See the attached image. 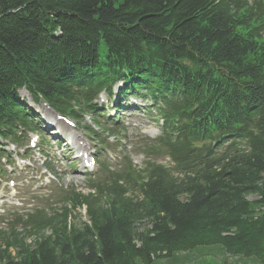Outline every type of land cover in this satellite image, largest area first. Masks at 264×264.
Here are the masks:
<instances>
[{
    "label": "trees",
    "instance_id": "trees-1",
    "mask_svg": "<svg viewBox=\"0 0 264 264\" xmlns=\"http://www.w3.org/2000/svg\"><path fill=\"white\" fill-rule=\"evenodd\" d=\"M120 82L163 121L144 167L1 230L0 264H185L215 245L264 264V0H0V136L35 128L22 89L77 117Z\"/></svg>",
    "mask_w": 264,
    "mask_h": 264
},
{
    "label": "rangeland",
    "instance_id": "rangeland-1",
    "mask_svg": "<svg viewBox=\"0 0 264 264\" xmlns=\"http://www.w3.org/2000/svg\"><path fill=\"white\" fill-rule=\"evenodd\" d=\"M117 97L119 98V95L116 92L115 97L112 98L109 103L108 95L103 94L102 98L98 102V105L101 107V109L103 108L102 105L104 106V110L99 115V120L100 122H104L105 129L110 128L116 134V136H119V138L121 139L120 142L125 143L123 149H125L127 152H129L132 155L134 163L139 168H143L147 155L142 153H136L132 148H134V145L136 143L137 145L143 144L140 143L142 139H148V138L155 139L159 137L162 133V122L157 121L156 118L154 117V115H156L155 111L153 112V114L150 115L145 113L146 111L144 109H148V107L151 106L150 98L139 99L138 97H134L133 95H131L128 98V100H126L123 108L120 109L119 113L117 114L114 111ZM22 98L26 99L27 94L22 93ZM32 103L33 102L30 101L29 107L32 108L34 113L38 116L37 122H40L43 125L42 130H44V133L45 134L48 133L50 135V136L45 135L48 137V142H49V147L47 148V154L50 155L51 157L57 158V160L59 161V163H57V173H56L57 178L52 177L50 174H46L47 172L43 168L41 156L39 154L32 155L30 158H27L28 161L26 162H18L20 159L14 157V161H17L19 164V166L17 165L18 167L20 168H25V166H30V167H26V171L19 174L11 173V171L14 172L16 170L15 168L10 169V172H8L2 179V180L5 179V181H8L10 179L18 181V183H16L17 187L15 192L19 193L18 196H21L23 201L22 207H13L12 205H6L7 211L11 209H15V210H19L21 213H24L27 210H32L36 206L40 205V198L49 197L52 193V190L55 187H58L57 189L61 188V190H65L67 188L78 189L79 191H82L84 194H88L90 192L89 191L90 176L88 175V173L91 171H89V169L87 168L86 170H84L85 166L80 164L82 160H75V157L78 154L77 153L78 150H76L75 155H73V153L70 154L68 152V149L61 151L60 148L59 149L60 153H58L59 151L56 150L58 144L55 141V139H57L56 133L60 138L65 137L66 140H69L70 137V139L74 143L76 142V139H74L71 135L85 136L84 138H80L82 139L83 142L85 141L84 152H88L92 154L94 157L96 154L102 155L103 160H108V162L112 165L116 164L117 157L121 153V149H118L117 151L110 154H108L106 150L103 151L100 142L94 141L93 139L85 135V132L84 130L81 129V127H79L78 129L67 128L65 131H62L57 125L54 127L56 129V131H54L55 133H51V129L48 128L49 124L56 125L57 123H60V125H63L65 127V123L57 122L54 115L50 111H48L43 104L40 106H36ZM117 117L120 118L118 119V121L122 120L121 121L122 124L118 129L114 128L113 125ZM84 124H87L86 126H88L87 121H85ZM93 124L97 127L96 131L99 133V140L104 142H109V141L112 142L110 145L114 149L117 145L116 142H118V139L116 138L107 139L110 136H108V134L106 133H102V129H99L96 123ZM139 138L141 139L139 140ZM114 140H116V142ZM58 142L60 141L58 140ZM59 146L62 147V145ZM107 146L108 145L105 146L106 149ZM44 149L45 148L41 146V150ZM10 150L12 149L10 148ZM16 151L18 152V150ZM37 152H40V147L33 150L32 154H35ZM164 155L165 154L162 155L155 154V155H151V158L157 160L159 163L167 164L169 163V158L165 157ZM85 171L87 173H85ZM23 181L25 182L23 183ZM5 184L7 189L3 188L4 186L2 187L0 184V188H1L0 197L2 195L7 194L8 191L7 182H5ZM30 189L34 191L33 194L28 193ZM34 198L35 200H33ZM8 200L9 198H3V201L2 202L0 201V203H6V201ZM46 206H48V203ZM50 210H51V206L49 207V211ZM2 212L0 211V214H2ZM77 213H78V215H76L77 217L76 218L74 217L72 219V222L82 223L87 221L85 209L79 210ZM0 218H1L0 219V226H1V223L4 222L5 220L10 219L11 216L4 215L1 216ZM178 258L183 262H185V264H207V263L224 264V262H226V264H261L260 261H258L255 258L230 257L224 252L223 248L219 245L199 247L189 253L186 252L181 253L180 256L178 255ZM155 264H169V262L158 261Z\"/></svg>",
    "mask_w": 264,
    "mask_h": 264
},
{
    "label": "bare ground",
    "instance_id": "bare-ground-1",
    "mask_svg": "<svg viewBox=\"0 0 264 264\" xmlns=\"http://www.w3.org/2000/svg\"><path fill=\"white\" fill-rule=\"evenodd\" d=\"M60 127L62 128V130H65L66 129L63 125H60ZM54 131H56V129Z\"/></svg>",
    "mask_w": 264,
    "mask_h": 264
}]
</instances>
